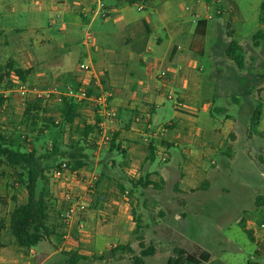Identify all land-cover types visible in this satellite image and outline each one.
I'll use <instances>...</instances> for the list:
<instances>
[{
	"label": "crops",
	"instance_id": "crops-1",
	"mask_svg": "<svg viewBox=\"0 0 264 264\" xmlns=\"http://www.w3.org/2000/svg\"><path fill=\"white\" fill-rule=\"evenodd\" d=\"M160 1L166 5L137 21L131 16L127 5H123L126 2L116 0H0L2 128L9 123L4 115L8 103L12 99V103L17 104L14 90L4 86L8 76L13 81L16 69L31 72L26 82L29 80L37 83L39 88L47 89L52 77L68 81L72 79L73 84L84 82L85 74L79 66L87 61L113 93L111 104L119 112V123L108 151L110 162L98 157L97 153L92 155H97V158L91 157L87 151L80 154L85 157L83 165L77 169L81 179L90 174L97 175L101 170L97 175L98 182L90 189L82 181H58L61 189L55 190L53 210L49 213L47 224L50 236L36 247L19 248L9 229L10 215L17 206L27 203V192L20 193L14 189L8 193L7 183L0 184V190L5 191L0 193V264H134L125 253H135L140 249L139 243L144 244L147 239L165 235L162 232L164 223L171 224L167 227L171 238L182 237L189 224L188 217L178 215L147 217L146 228L140 233L142 240L130 242L138 236L139 231L131 223V217H124L127 206L141 203L146 207L151 206L160 214L170 213L171 207L178 206L184 207V213H190L193 209L199 211L200 208L205 213L208 195L214 189L225 191L222 181L228 177L238 149L242 158L252 161L254 149L264 143V136L255 135L252 128L261 121L260 108H264V102L249 93V101L243 99L250 106L245 112L246 119L241 120L245 111L240 106L243 99L234 96V107L231 106L227 99L230 94L220 84L221 77H224L222 69L211 66L207 77L205 58L210 62L215 59L205 55L204 46L200 52L195 48L198 24L205 22L203 33L207 38L215 23L211 0H193L192 7L185 8L186 13L176 12L169 0ZM220 2L213 0L214 5ZM139 7L143 10L139 11ZM137 9L143 12L146 7L139 4ZM103 12L107 15L105 19L100 16ZM98 18L102 23L94 28ZM253 31L264 32L259 18L252 30L254 34ZM87 33H91L93 38L90 46L83 42ZM7 37L14 40L10 44L1 40ZM263 42L253 49L264 47ZM144 54L148 56L145 58ZM218 58L232 62L227 58L226 50ZM4 67H7V71L2 72ZM164 71L168 74L167 78L161 77ZM96 72L93 79L86 76L85 80L89 82L91 79L89 83L95 84L98 78ZM236 72L240 74L243 69ZM244 72L249 77L257 76L250 69H244ZM216 77H220L219 81ZM224 101L228 108L225 104L218 105ZM58 106L60 109L61 105ZM237 107L240 108L239 112ZM255 109H260L256 120L253 117ZM88 112L79 110V118L73 127L66 128L70 132L69 140L76 143L83 141L82 131L77 126L91 124L88 119L92 115ZM229 112H234V116ZM222 114L226 115L225 119L218 118ZM82 118L86 121L80 124L78 120ZM99 121L97 119L92 123L96 125ZM45 133L48 134L47 131ZM92 134L86 142L95 136ZM72 153L78 155L76 150ZM72 153L66 154L71 157ZM115 153L120 156H115ZM212 155H222L230 161L217 168L216 162L211 160L213 169L210 170L205 160ZM163 156L167 158L164 162ZM91 162L96 165L93 173L87 169V163ZM245 163L241 172L256 174ZM119 164L121 171L135 181L136 200L118 181L113 188L112 175L117 172ZM17 180L20 178L17 177ZM67 184L89 207L81 217L86 228L79 234L75 231L76 223H73V230H68L62 222L66 210L63 193ZM21 185V181L15 183L16 190ZM111 195L118 198H108ZM258 200L264 204V196H256L257 217L264 215V206L257 203ZM99 201L105 209L95 211L94 206L100 204ZM3 212H8V216H3ZM102 213L112 217H102ZM172 218L175 222H182L180 226L173 225ZM241 224L245 230L246 223ZM254 236L258 235L250 232L249 237L257 250L259 246ZM158 242H152L154 255L146 258L143 264H168V261L163 262L165 252L160 240ZM218 246L219 251L211 248L205 250L199 246L208 254L204 257L205 264H226L216 259V255L224 251L222 242ZM116 248L122 249V253L112 254ZM181 249L178 246L170 254L166 252L170 255L168 259L174 258L175 251ZM260 252H253L256 257L253 256L248 263L264 264L261 260L264 255ZM79 257L82 259L78 260ZM161 261L163 263H159Z\"/></svg>",
	"mask_w": 264,
	"mask_h": 264
},
{
	"label": "rangeland",
	"instance_id": "rangeland-1",
	"mask_svg": "<svg viewBox=\"0 0 264 264\" xmlns=\"http://www.w3.org/2000/svg\"><path fill=\"white\" fill-rule=\"evenodd\" d=\"M209 2L211 3V6L214 7L213 11L215 23L212 24L210 28V34H208L207 38L203 33L204 28L200 30L201 33L198 34L195 46L198 52H200L202 50V46H204L205 55H210L211 58L215 59H212L213 61L210 62L207 57L205 58V69L207 77H209L210 75L211 66L216 67L217 69H222V76L224 77H221L222 83L220 84L222 86H225L223 90L229 92L230 96L227 99L233 107L234 105L232 98L234 96L240 97L241 99L245 98L247 101H249L247 99L249 93L253 94L256 98H258L260 102H264V47L257 48L256 50L253 49V47H255L253 46V37L257 32L253 31L254 34L252 33V30L256 26L257 20L259 18L260 6L264 2V0H221V2L217 5L213 4V0ZM168 3H170V5L176 8V12L184 13L185 8H191L194 1L169 0ZM139 4H143L146 7L145 11H138L137 7L139 6ZM123 5H127L126 7H128L129 12L134 19H136L137 21H141L144 18H147L148 15L153 14L155 9L160 8L161 6L166 4H164L160 0H141L135 5H131L129 3H124ZM186 16H188V18L190 17L189 14H186ZM101 23V19L98 18L96 24L94 25V28H96V26L100 25ZM230 24L233 28V31L235 33V39L237 40L240 49L238 53L243 56V72H240V74L239 72H236V70H238L239 68L233 62L229 60L231 62L229 63L224 60L225 58L223 60L218 58V55H222L225 50L227 51L230 45L231 39L228 36V33L230 31ZM94 28H92V32ZM12 38L13 37L1 38V40L5 42L7 41V43L9 41L10 44L11 41L14 40ZM144 56L146 58L148 54H144ZM244 69H250L257 76L249 77L247 73L244 72ZM1 71H7V67L2 68ZM96 74H98V78L95 84H92V82H87L89 83L88 86H82L83 82L80 84H73L72 79L71 81H68L65 79L62 80L60 78L52 77L50 79L49 85L47 86V89L44 88V90H56L59 93H65L68 87H71L75 90H79L82 86L84 88L81 87V89H85L87 92H92L93 94L98 90V84H100L104 88V90H108L105 83H103L100 74L98 72H96ZM216 78L218 79V77ZM25 84L30 87L39 88L37 83L35 84V82L33 83L29 80ZM4 86L5 88H11L12 91L14 90L13 94L16 95V99L14 101H16L17 104L12 103V99L10 100L12 102H10V104L8 103L7 110L4 111V115L9 119V123L8 125H3L4 127L2 129L7 136L19 138V148L21 150H24L25 152H30L33 149L35 150V157L40 162L45 176V179L40 181L38 184V192L40 194L44 193L45 195H47L48 202L50 204V211H52L54 195L56 193L55 190L57 188L58 190L61 189L60 187H58V180L54 179L53 177L54 172L59 169L60 165L64 162L69 163L70 167L77 171V168L74 165L75 161L72 160L71 157L66 154L72 153L74 151L73 149L75 148L76 142L69 140L70 132L66 131V128H56V124L60 121L58 104L61 105L62 103L58 101L57 97L53 96L46 104L39 105L40 116H38V119L35 120L32 117L33 114L27 109H29L30 107V111H32L37 105L32 103L25 104L22 101L21 97L15 89L14 82L10 79V76L7 77ZM40 89L43 88L40 87ZM55 102H57L58 104H54ZM225 103L226 102L224 101L222 103H218V105L222 106V104ZM78 104L81 105L80 110L83 109L84 112L89 111L88 113H91V118H89L88 116H83L84 118H89L88 120L91 122L89 126H93L94 124L92 122L97 121V119H102L101 114L97 112L96 104L94 105L93 102L82 101ZM17 105L21 107L18 108ZM225 106L227 108L229 107L228 104H225ZM240 106L245 110L244 114L242 113L241 120L244 118L246 119L245 112H248L250 105H248L243 99ZM260 109L262 112L261 121L259 124L253 125L252 128L253 133L255 135L264 136V108ZM260 109H255L253 111V117L255 120L260 114ZM237 111H240L239 107H237ZM229 114L234 116L235 113L229 112ZM225 116V114H222L219 115L218 118L225 119ZM84 118L79 119L78 122L80 121V124L84 123L86 121ZM57 125L60 126L59 124ZM46 126L50 128L47 130ZM80 126L77 127L80 131H82L84 128V124ZM94 126L96 127V129L92 135L95 136H93L92 139H90L88 142L82 141L81 147L84 149V151H87V153H89L91 157L97 158V155L92 156L93 153H97L98 157L104 159L108 163V161L110 162L111 160V158H108V151L111 142L100 139L98 137V125ZM46 131L48 132V134L45 133ZM110 131L111 132L107 134H115L116 128L114 130L111 129ZM111 139H113V136L111 137ZM263 149L264 143L261 144L260 147L254 149L252 161H247L245 158H242L241 152L238 149L236 159L233 163H231V169L229 170L228 177H226L222 181L225 186V191L222 192L221 190L214 189L210 193V195H208V204L205 207V213L202 212L201 208L199 209V211H195V209H193L194 211L190 213H184V207L178 206L171 207L172 211L170 213L166 214L165 212H162V214H160L161 212H157L156 210L152 209L151 206L146 207L141 203H139L138 205L129 204L130 206H127V208H125L126 211L124 217H131V223L139 231L138 236L132 238L130 242H138L142 240L140 233H142L143 229L146 228L145 219L147 217L165 218L175 217V215H178L177 217H188L187 223L189 224V226L187 227V232L183 233L182 237L178 236L179 238H171L170 232L167 229V227H169L168 225L171 224L164 223L162 226L164 230L162 232L165 235H163L161 238L152 237L150 239H147L144 244L139 243L138 245H143L145 251H147L150 248H154L152 242L156 241L157 243H159L158 241L160 240V244L162 245L161 248L165 252L164 255H162L163 262L169 261L171 258L168 259V257H170L169 254L172 252V249L174 247L180 246L181 248H183L181 249V251H183L186 256L191 255L199 264H205L206 262L204 261V257H206L208 254L203 252L202 249L199 248V246L205 248V250L211 248L216 251H219V242H222V245L224 246V251L223 253L217 254L216 259H220L223 261V263L226 264H249L248 262L252 260V257H256L253 252L261 251L260 253L264 255V236L259 237V234H257V237L254 236V239L257 242L256 245L259 246L257 250H255L256 246L251 241L248 235V233L250 232L256 234L254 232V228L258 225H264V215L257 217L258 211L255 205L256 196L258 194L264 196V153H262ZM116 155L120 156L119 153H115V156ZM211 160H214L216 162L217 168L225 166V163L230 161L222 155H212L211 157H208L205 160V164L210 170L213 169V166H211L210 164ZM117 162L118 160L116 161V163ZM245 162H247L249 167H252L253 171L256 172V174L247 175L246 173L241 172L242 167L246 166ZM91 163L92 164L87 163V169L90 173H93L96 170V165L93 164L94 162ZM121 164H119V167L116 168L117 172L113 173L112 175V180L114 181L113 188L115 182L118 181V183L123 184L125 186L126 190H129L128 192H130V194H132L133 198L136 200L138 193L134 190L135 181L130 180V177L123 171H121ZM100 172L101 170L98 171L97 175H99ZM97 175L90 174L89 177L95 176L98 179ZM17 177H19L20 180H17ZM27 178V169L24 168L23 170H15L0 161V184H4L5 182L7 183L8 193L12 192V190L14 189V191H19L20 193L27 192L25 187L27 183ZM20 181L23 186L21 185L19 189L16 190L15 183H20ZM258 190L260 192H258ZM0 193H5V191L0 190ZM114 193L116 194V191ZM117 196L115 197L111 195L108 198L115 200L118 198ZM99 202L101 206L99 203L96 205V207L94 206L95 211H101L105 209V206L101 203V201ZM257 203H260L261 206H264L263 202L259 200L257 201ZM107 209L108 207H106V210ZM2 215L8 216V212H3ZM102 217L112 216L107 213H102ZM171 220L173 225L176 224V226H180V224L182 223L175 222L173 218ZM240 220L241 223H246L244 224L245 230L243 229ZM166 224L167 226L165 227ZM148 227L151 228L149 224ZM166 247L168 248V251L166 250ZM141 249V247L140 249L138 248L137 252L135 253H125V256L128 257V259L134 264H136V262L139 260L143 261L144 263V260L146 258H149L150 256L143 257V250ZM166 252H169V254H166ZM117 253L120 254L122 252L119 251ZM261 260L264 262V259ZM163 262L161 261L159 263Z\"/></svg>",
	"mask_w": 264,
	"mask_h": 264
},
{
	"label": "trees",
	"instance_id": "trees-1",
	"mask_svg": "<svg viewBox=\"0 0 264 264\" xmlns=\"http://www.w3.org/2000/svg\"><path fill=\"white\" fill-rule=\"evenodd\" d=\"M119 2H126L131 5L137 4L140 0H116ZM259 21L262 25H264V3L260 6L259 12ZM205 22H201L198 24L197 32L201 33L200 30L204 27ZM230 26V31L228 36L231 39L230 45L226 51L227 58L232 61L239 69L243 68V56L238 53L239 46L238 42L235 39V33L233 28ZM254 46L259 47L261 41H264V32L258 31L254 37ZM31 72L24 71L21 69L15 70L16 77L19 78L20 81L26 83L27 76H29ZM2 80V78H1ZM0 80V82H1ZM34 110L30 111L33 115L32 117L37 120L40 113L39 104H36ZM80 104L76 103L74 100L65 99L61 107L59 109V124L56 123L57 129H65L67 127H73L75 121L79 118V110ZM29 113V114H31ZM28 114V115H29ZM32 118V119H33ZM99 121V120H98ZM54 125V123H53ZM98 123L96 124V126ZM47 130L50 127H47ZM96 127L95 126H84L81 134L83 137V142L94 133ZM78 145V146H77ZM73 150L78 151V155L71 154V159L75 161L74 165L76 168H80L83 165V160L85 157L80 154L84 151L81 147V142H77L75 148ZM35 150H31L30 152H25L19 148V138L18 137H10L7 136L0 126V161H2L5 165L12 169H27L28 170V178L26 183V191L28 195V200L26 204H22L17 206L10 215V233L14 238L16 245L22 249H29L32 247H36L39 245L44 239L50 236V229L48 227L49 213H50V204L48 202L47 195L44 193L38 192V184L40 181L45 179L43 168L35 157ZM250 235V233H248ZM251 238V237H250ZM252 239V238H251ZM142 248V256L148 257L154 255V249L150 248L145 251L144 246L140 245ZM122 251V249L116 248L112 251V254H116L117 252ZM175 257L171 258L168 261V264H196L195 258L190 256H186L183 251L176 250ZM67 256L73 257L74 255L67 254ZM77 258V257H76ZM82 258L79 257L78 260ZM136 264H143V261L139 260ZM199 264V263H198ZM251 264V263H250Z\"/></svg>",
	"mask_w": 264,
	"mask_h": 264
},
{
	"label": "built area",
	"instance_id": "built-area-1",
	"mask_svg": "<svg viewBox=\"0 0 264 264\" xmlns=\"http://www.w3.org/2000/svg\"><path fill=\"white\" fill-rule=\"evenodd\" d=\"M143 8L139 7V11H142ZM96 14V13H95ZM100 16L105 19L107 15L105 12L101 13ZM92 35L91 33H87L84 38V43L86 46H90L92 43ZM80 71L85 74L83 77L84 82L82 86H88L86 76L88 78H93L95 76L94 67L89 64L87 61H84L79 66ZM167 72L164 71L161 74L162 78H167ZM91 80V79H90ZM90 80H88L90 82ZM13 82L15 84V89L22 101L26 104H46L53 96L57 97L58 101L62 103L65 99H72L76 103H81L82 101H90L93 104H96L97 112L101 114L102 119L98 122V137L102 140L112 141L111 137L114 135L107 134L111 132V129H115L119 122V113L118 111L112 107L111 101L113 99V93L109 90H104V88L98 84V90L92 94L87 92L85 89L75 90L71 87H68L65 93H59L56 90H44L37 87H30L24 82L20 81L18 77L13 78ZM86 82V83H85ZM84 88V87H82ZM100 89V90H99ZM173 99V97H170ZM114 132V131H113ZM166 157L163 156L162 161H166ZM54 179L58 181H64L68 183L70 180L82 181L88 188L92 189L94 185L97 183L98 179L93 177H83L81 179L78 171L72 169L69 163L64 162L60 165V168L54 172ZM63 202L66 204V210L62 215V222L66 226L68 230H73V223H76L77 233H81L85 230L86 225L82 220L87 211L88 205L84 199L81 198L79 194L75 192L73 187L69 184L66 185L63 193ZM254 232L259 234L260 236H264V225H258L254 228Z\"/></svg>",
	"mask_w": 264,
	"mask_h": 264
}]
</instances>
